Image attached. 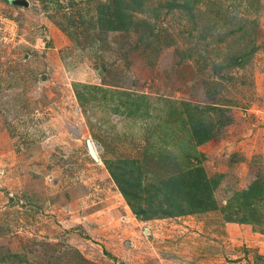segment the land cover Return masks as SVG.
I'll return each mask as SVG.
<instances>
[{"label": "rangeland", "instance_id": "obj_1", "mask_svg": "<svg viewBox=\"0 0 264 264\" xmlns=\"http://www.w3.org/2000/svg\"><path fill=\"white\" fill-rule=\"evenodd\" d=\"M27 1L0 0V264H264V0Z\"/></svg>", "mask_w": 264, "mask_h": 264}, {"label": "trees", "instance_id": "obj_2", "mask_svg": "<svg viewBox=\"0 0 264 264\" xmlns=\"http://www.w3.org/2000/svg\"><path fill=\"white\" fill-rule=\"evenodd\" d=\"M113 173H114V171H113ZM116 178H117V176H116ZM183 179V178H182ZM117 182H118V184H120V186L122 187V190L127 194V193H130L129 192V189H130V186H129V184H128V182H127V180H123V178H117ZM184 185V184H183ZM168 186L171 188V187H173V184H168ZM127 189H125V188ZM178 187H176V188H174V192L175 191H180L179 189H177ZM128 195V194H127ZM174 203V204H173ZM183 210H182V208H181V204H178L177 205V203L176 202H172V204H170L167 208H165V209H162V212L164 213V214H168V215H171V214H174V213H180V212H182Z\"/></svg>", "mask_w": 264, "mask_h": 264}, {"label": "water", "instance_id": "obj_3", "mask_svg": "<svg viewBox=\"0 0 264 264\" xmlns=\"http://www.w3.org/2000/svg\"><path fill=\"white\" fill-rule=\"evenodd\" d=\"M13 2L15 4H21V5H25V6L28 5V1L27 0H13Z\"/></svg>", "mask_w": 264, "mask_h": 264}]
</instances>
